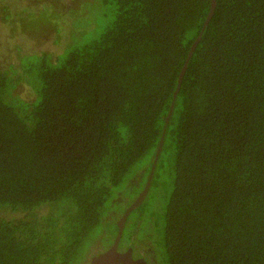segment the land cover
Returning a JSON list of instances; mask_svg holds the SVG:
<instances>
[{"label": "trees", "instance_id": "1", "mask_svg": "<svg viewBox=\"0 0 264 264\" xmlns=\"http://www.w3.org/2000/svg\"><path fill=\"white\" fill-rule=\"evenodd\" d=\"M87 1L0 0V264H89L148 182L119 251L264 264V0H90L74 36Z\"/></svg>", "mask_w": 264, "mask_h": 264}, {"label": "water", "instance_id": "2", "mask_svg": "<svg viewBox=\"0 0 264 264\" xmlns=\"http://www.w3.org/2000/svg\"><path fill=\"white\" fill-rule=\"evenodd\" d=\"M148 183H147L144 191L134 201V203L131 206H129L126 213H124V215L118 221L119 231H118V234L115 238L114 243L107 250H105V251H103L97 255H94L91 258L89 264H146V262L143 258H134L131 249H128L124 252L119 251L118 250V243H119L120 236L122 233V227H123V223L125 221V218H126L128 212L132 208L137 206L140 203L141 199L144 197L146 190L148 188Z\"/></svg>", "mask_w": 264, "mask_h": 264}, {"label": "rangeland", "instance_id": "3", "mask_svg": "<svg viewBox=\"0 0 264 264\" xmlns=\"http://www.w3.org/2000/svg\"><path fill=\"white\" fill-rule=\"evenodd\" d=\"M90 0L87 1L85 3L86 6L83 7V13L78 14V15H74L71 19L70 25L68 24L67 26L73 31L74 36H83L82 32H90L88 27H89V20L91 17V14L93 13V9L90 7ZM77 6L76 1H74L72 3V5H70V7H75ZM90 7V8H89ZM74 18V19H73ZM55 30V29H54ZM8 32V31H7ZM53 33V29H49L47 31L48 37ZM46 36V35H44ZM43 36H39V43H38V39L31 40L29 39L28 41H30V43L28 44L29 48H32L33 50H38V48H40V39H42ZM115 237V236H114ZM113 240V239H112Z\"/></svg>", "mask_w": 264, "mask_h": 264}]
</instances>
